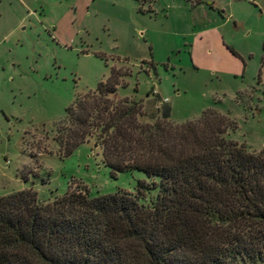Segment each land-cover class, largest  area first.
I'll list each match as a JSON object with an SVG mask.
<instances>
[{
  "label": "rangeland",
  "instance_id": "rangeland-1",
  "mask_svg": "<svg viewBox=\"0 0 264 264\" xmlns=\"http://www.w3.org/2000/svg\"><path fill=\"white\" fill-rule=\"evenodd\" d=\"M194 1L0 0V197L135 193L143 172L113 177L93 140L66 156L53 140L65 109L112 72L111 97L142 100L141 120L212 108L235 123L228 139L264 149V0Z\"/></svg>",
  "mask_w": 264,
  "mask_h": 264
},
{
  "label": "trees",
  "instance_id": "trees-1",
  "mask_svg": "<svg viewBox=\"0 0 264 264\" xmlns=\"http://www.w3.org/2000/svg\"><path fill=\"white\" fill-rule=\"evenodd\" d=\"M117 83L112 72L78 96L53 140L63 156L93 140L113 177H146L135 193L91 197L70 186L46 201L32 187L1 196L0 264L264 261V149L228 139L235 123L212 108L180 124L167 109L143 121L142 100L111 97Z\"/></svg>",
  "mask_w": 264,
  "mask_h": 264
},
{
  "label": "crops",
  "instance_id": "crops-1",
  "mask_svg": "<svg viewBox=\"0 0 264 264\" xmlns=\"http://www.w3.org/2000/svg\"><path fill=\"white\" fill-rule=\"evenodd\" d=\"M194 2H195V4H196V5H199V4L202 2V0H200V2H199V1H197V0H196V1H194ZM202 3H203V2H202ZM202 3H201V4H202ZM230 52H231V51H230ZM231 53H232V52H231ZM232 54H233V53H232ZM236 54H237V53H236Z\"/></svg>",
  "mask_w": 264,
  "mask_h": 264
},
{
  "label": "built area",
  "instance_id": "built-area-1",
  "mask_svg": "<svg viewBox=\"0 0 264 264\" xmlns=\"http://www.w3.org/2000/svg\"><path fill=\"white\" fill-rule=\"evenodd\" d=\"M163 101V100H162Z\"/></svg>",
  "mask_w": 264,
  "mask_h": 264
}]
</instances>
